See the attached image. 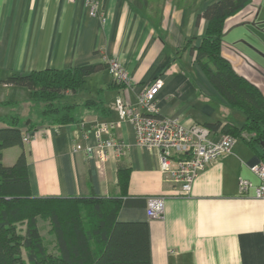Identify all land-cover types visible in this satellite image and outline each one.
Here are the masks:
<instances>
[{"label":"crops","instance_id":"1","mask_svg":"<svg viewBox=\"0 0 264 264\" xmlns=\"http://www.w3.org/2000/svg\"><path fill=\"white\" fill-rule=\"evenodd\" d=\"M216 1L97 0L99 14L93 16L85 0H0V79L12 72L104 63L105 57H116L131 76L130 86H120L106 67L90 74L89 93L64 95L76 104V120L38 125L29 143L3 149L2 162L11 165L26 152L33 196L137 201L123 205L117 219L147 222L150 264H264L263 201L254 187L238 191L240 177L259 182L250 167L264 161L263 147L249 143L250 135L242 132L230 153L199 173L190 195L179 196L176 185L164 179L157 152L137 145L132 124L118 110L123 102L135 104L138 93L160 78L155 93L160 114L185 125L243 124L244 115L211 85L190 49L199 45L207 27L198 15ZM258 40H264V0H251L225 20L221 52L264 95V46ZM27 97L26 88L1 83L0 115L9 111L2 101L19 100L15 112L27 122ZM88 99L103 109L87 107ZM88 121L115 122L124 153L110 149L106 161L99 162L82 150L72 152L75 143H94L84 132ZM119 168L128 169L124 188L118 183ZM158 195L165 198L162 215L150 218L146 198Z\"/></svg>","mask_w":264,"mask_h":264},{"label":"trees","instance_id":"2","mask_svg":"<svg viewBox=\"0 0 264 264\" xmlns=\"http://www.w3.org/2000/svg\"><path fill=\"white\" fill-rule=\"evenodd\" d=\"M251 0H218L206 6L199 17L207 27L200 43L190 47L200 69L228 105L244 115L241 126L220 122L209 129L240 137L247 132L249 143L264 140V95L249 79L238 74L222 55L225 20L245 8ZM106 67L89 63L65 69L12 72L0 84L28 90V123L21 121L15 108L19 100L8 99L2 105L9 111L0 115V264H150L148 224L145 221H120L123 205L137 201L102 196H33L27 171L26 152L21 151L11 165L2 162L6 147L23 145L22 135L43 124H68L76 118L75 103L64 99L66 92L79 91L86 78ZM87 107L103 109L88 99ZM264 151V148H262ZM128 169H118V183L127 184ZM49 221L55 252L47 250L37 221ZM25 221L22 230L15 223Z\"/></svg>","mask_w":264,"mask_h":264},{"label":"built area","instance_id":"3","mask_svg":"<svg viewBox=\"0 0 264 264\" xmlns=\"http://www.w3.org/2000/svg\"><path fill=\"white\" fill-rule=\"evenodd\" d=\"M91 15H98L97 0H85ZM107 69L113 83L120 86H130L131 76L124 64L116 57H105ZM162 81L156 78L145 86L137 95V102H123L119 105L122 119L129 121L135 131L137 145L155 150L158 154L159 169L164 179L176 185V194L189 196L192 184L199 173L218 156L231 152L237 137L224 133L220 129L213 131L199 124L185 125L180 118L160 114L156 105L155 93ZM83 128L85 121H80ZM89 127L84 132L91 133L94 139L92 145L82 147L75 143L72 152L82 150L88 158L95 157L99 162L107 159L108 151L113 149L117 154L125 151V145L115 136L116 123L112 121H88ZM213 135L217 138L213 139ZM32 131L22 135L23 143H29ZM258 177L255 185L248 179H238V191L244 194L254 187L255 197L264 204V161L250 167ZM163 196L146 198V213L150 218L160 217L164 209ZM264 231V209L262 217Z\"/></svg>","mask_w":264,"mask_h":264},{"label":"rangeland","instance_id":"4","mask_svg":"<svg viewBox=\"0 0 264 264\" xmlns=\"http://www.w3.org/2000/svg\"><path fill=\"white\" fill-rule=\"evenodd\" d=\"M263 41L258 40V43H262V45L264 46ZM263 56H264V54H263ZM92 85L93 84L90 82V79H87L86 82L84 83L83 87L78 91L79 94L89 93ZM66 100H68V99L66 98ZM37 224H38L40 233L42 234V236L44 238V244H45L47 250H49L51 252H55L54 237H53V234H51V232H50L49 221L45 218H38ZM24 226H25V221H20V222L15 223V227L17 230H22L24 228Z\"/></svg>","mask_w":264,"mask_h":264},{"label":"water","instance_id":"5","mask_svg":"<svg viewBox=\"0 0 264 264\" xmlns=\"http://www.w3.org/2000/svg\"><path fill=\"white\" fill-rule=\"evenodd\" d=\"M251 48H253L254 50L258 51L256 48H254V47H252V46H251ZM28 121H29V120H27V123H28ZM260 145L264 148V140H261V141H260Z\"/></svg>","mask_w":264,"mask_h":264}]
</instances>
